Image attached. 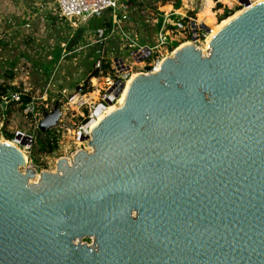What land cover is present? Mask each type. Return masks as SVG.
<instances>
[{
    "label": "water",
    "instance_id": "water-1",
    "mask_svg": "<svg viewBox=\"0 0 264 264\" xmlns=\"http://www.w3.org/2000/svg\"><path fill=\"white\" fill-rule=\"evenodd\" d=\"M240 2L209 55L187 46L145 67L80 138L91 153L33 184L0 142V264H264V1Z\"/></svg>",
    "mask_w": 264,
    "mask_h": 264
},
{
    "label": "rangeland",
    "instance_id": "rangeland-1",
    "mask_svg": "<svg viewBox=\"0 0 264 264\" xmlns=\"http://www.w3.org/2000/svg\"><path fill=\"white\" fill-rule=\"evenodd\" d=\"M213 1L218 22L243 9ZM54 3V0H0V85L12 87L7 94L22 93L32 97L37 104L36 111L26 116L20 103L0 102V141L17 145L14 140L18 133L26 135L25 138L32 136L31 145L19 143L17 146L26 152L32 169L39 173L56 172L59 159L71 160L81 151H92L88 141L79 142L75 136V130L81 125L82 112L70 105L67 98L87 86L95 61L100 56L105 57L107 63L121 59L133 68L134 74H146V66L153 67L158 58L173 56L172 52L189 42H184L182 30L176 24L190 20L199 22L197 14L205 0H136L130 4L133 13L124 23L122 32L115 27L112 32V27L102 26L103 21L112 23L109 13L105 12L89 23L90 33L76 30L72 23L64 21ZM180 9L184 10L183 14H176ZM164 19L167 26L163 35L175 41L174 50L155 49ZM102 34L108 41L98 45L97 39L102 38ZM203 43L198 47L202 49ZM140 47L150 48L152 56L135 65L131 54ZM93 85L90 80L89 86L95 93L103 87L100 82L97 88ZM90 99L97 102L99 94H92ZM56 103L62 106V116L57 126L50 130V135H45L39 131V123L46 113L54 110ZM8 135H14V138L9 140ZM54 137L58 140L57 147L50 152V138ZM22 172H25L24 168ZM80 242L94 244V240L88 238Z\"/></svg>",
    "mask_w": 264,
    "mask_h": 264
},
{
    "label": "built area",
    "instance_id": "built-area-1",
    "mask_svg": "<svg viewBox=\"0 0 264 264\" xmlns=\"http://www.w3.org/2000/svg\"><path fill=\"white\" fill-rule=\"evenodd\" d=\"M240 1L241 0H233L232 4H234L237 8H244L245 5H243ZM249 1L252 4L255 0ZM54 2L55 10L59 16L64 21L72 23L76 27V30L80 29L85 33L92 32L89 28V23L93 20V18L105 12L109 13L112 20V32H115L114 27L119 29L117 31L122 32L124 23H127L130 20L133 13L130 0H54ZM216 3L221 4L222 1L216 0ZM182 22L184 23L178 22L176 26L182 30V38L184 39V42L191 41L198 46L203 41H206L208 32L202 28V23L192 20H190V22ZM166 26L167 21L164 19L162 30L156 40L157 47L155 49L161 47L167 49L172 48V50L175 49L173 48L175 41H172V39H168L163 35ZM97 41L98 45H101L102 43L108 41L107 36L102 34V38L97 39ZM149 50L151 49L148 47H140L139 49H136L131 54L134 64L136 65L139 62L148 61L152 56ZM148 53H150L149 56H147ZM165 59L166 58L160 60L158 58V61L154 64L155 66H153V68L160 66ZM94 65L95 70H98L99 74L97 77L92 78L91 81L96 80L97 83L100 82L103 84V87H101V90L98 92V101L94 103L90 99V96L95 94V92L91 89L89 83L87 86L81 87L78 91L74 92L67 98L70 105L75 106L78 111L82 112L80 113V116H82L81 125L78 126L77 130H75V136L78 140H80L82 136L84 137L90 134L91 129H88V132H85L86 125L93 122L94 119L97 118L95 114L98 110L103 111L110 104H114L119 100L126 88L127 82L134 75L133 68L121 59H114L112 63H107L106 58L100 56L95 61ZM107 65L108 67H105ZM93 87L97 88V85H93ZM22 95L24 94L15 93L4 97L3 100L6 103L11 101L20 103ZM9 98H11L10 101L8 100ZM36 107V100L32 99V101L28 103L24 109L25 115L28 116L30 113H34L36 111ZM21 134L24 138L26 137L23 133ZM26 149L30 150V146H27ZM31 167L34 168L32 165Z\"/></svg>",
    "mask_w": 264,
    "mask_h": 264
},
{
    "label": "bare ground",
    "instance_id": "bare-ground-1",
    "mask_svg": "<svg viewBox=\"0 0 264 264\" xmlns=\"http://www.w3.org/2000/svg\"><path fill=\"white\" fill-rule=\"evenodd\" d=\"M223 4L227 5H231L233 6V0H221ZM264 0H255L251 6H255L261 2H263ZM190 3V2H189ZM186 3H184V8H186ZM214 7H215V3L213 0H205V5L204 7L199 11L198 15V19L199 22L202 23L203 25H206L209 29L210 32L207 36L206 41H204L203 43V48H199L197 45H195L193 42L189 41L186 44H182L181 46H179L173 53L174 57L175 53L177 51H179L180 49L187 47V46H195L197 49L203 51L202 53L205 54V56L209 55L210 53V47H209V42L211 41V39L222 29H224L226 26H228L234 19H236L238 16H240L242 13H244L245 11H247L249 8L244 7L242 10L237 11L234 15L230 16L229 18L223 20L222 22H218L217 18H216V14L214 12ZM171 8V7H170ZM184 10L180 9V10H176V14L177 13H182ZM183 14V13H182ZM160 66L157 67V71L160 70ZM140 75L134 74L129 81L126 84V88L124 89L121 97L119 98V100L114 103V104H110L107 108H105L103 111H101V113L97 116V118L94 119V121L90 124L89 129H94L99 123H101V121H103V119H105L107 116H109L112 112L119 110L122 105L125 102L128 90L130 88V86L132 85V83L135 81V79H137V77H139ZM94 84L97 85V81L93 80ZM98 94V92H96L95 94H93L94 96H96ZM2 144H8L11 145L15 148H17L23 155L24 160H25V166L24 169H32L31 165H30V161L27 157L26 152L22 151L21 149L18 148V144L15 145L13 142H9V141H0ZM80 142V140H79ZM78 145H81V143H79ZM90 149H92L90 147ZM89 149V150H90ZM92 152V151H91ZM90 151L88 153H91ZM73 161V159L68 160V162L71 164ZM40 180V173L37 172L35 178L31 179V183L33 184H37Z\"/></svg>",
    "mask_w": 264,
    "mask_h": 264
},
{
    "label": "trees",
    "instance_id": "trees-1",
    "mask_svg": "<svg viewBox=\"0 0 264 264\" xmlns=\"http://www.w3.org/2000/svg\"><path fill=\"white\" fill-rule=\"evenodd\" d=\"M134 2H136V0H130V3L131 4H133ZM102 26L103 27H111V22H109V23H106L105 21H103V23H102ZM101 28V27H100ZM105 67H108V65L107 66H105ZM98 74H99V72H98V70H93L90 74H89V77H88V81H87V84L86 85H88V83H89V81L92 79V78H95V77H97L98 76ZM9 89H12V87H9V86H2V85H0V102H1V104H3L4 103V100H3V98L4 97H6V96H8V95H11V94H7L8 92V90ZM32 101V97H30V96H28V95H22V97H21V102H20V105H21V109L22 110H24L25 108H26V106H27V104L28 103H30ZM45 135H50V131H48L47 133H45ZM14 138V135H8V139L9 140H12ZM50 140H52L51 142H54V144H52V145H49V151L50 152H52L54 149H56V147H57V141L58 140H56L55 139V137L54 138H50Z\"/></svg>",
    "mask_w": 264,
    "mask_h": 264
}]
</instances>
